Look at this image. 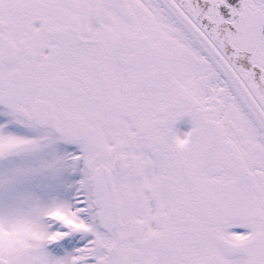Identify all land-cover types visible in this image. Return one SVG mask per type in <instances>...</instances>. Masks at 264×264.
Returning a JSON list of instances; mask_svg holds the SVG:
<instances>
[{"label": "snow or ice", "instance_id": "1", "mask_svg": "<svg viewBox=\"0 0 264 264\" xmlns=\"http://www.w3.org/2000/svg\"><path fill=\"white\" fill-rule=\"evenodd\" d=\"M0 264H264V0H0Z\"/></svg>", "mask_w": 264, "mask_h": 264}]
</instances>
